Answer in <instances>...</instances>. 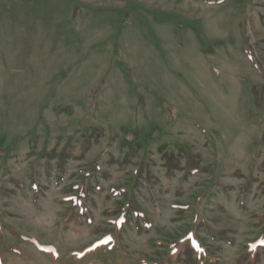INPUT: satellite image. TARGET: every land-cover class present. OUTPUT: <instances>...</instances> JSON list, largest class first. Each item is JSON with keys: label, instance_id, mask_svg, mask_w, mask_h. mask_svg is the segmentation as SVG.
<instances>
[{"label": "rangeland", "instance_id": "1", "mask_svg": "<svg viewBox=\"0 0 264 264\" xmlns=\"http://www.w3.org/2000/svg\"><path fill=\"white\" fill-rule=\"evenodd\" d=\"M262 230L264 0H0V264H264Z\"/></svg>", "mask_w": 264, "mask_h": 264}, {"label": "trees", "instance_id": "2", "mask_svg": "<svg viewBox=\"0 0 264 264\" xmlns=\"http://www.w3.org/2000/svg\"><path fill=\"white\" fill-rule=\"evenodd\" d=\"M186 168H187V172H188L189 174H191L192 171H193V172L196 171V170H194V169H191L189 166L186 167ZM196 169H197V168H196ZM197 170H198V169H197ZM263 238H264V230H262L261 233L258 235V237L255 238V240L253 241L254 244H256V245H255V247H253L251 250H255L256 246L260 243L261 239H263ZM185 253H187V260H186V261L191 262L192 264H196V259H195V257H194V253L192 252V250L187 248V249L185 250ZM257 256H258V254H257V255H254V257H256V259L253 260V259H250V254H249V252H246V255H245V257L249 260V264H252L253 261H256V260H257ZM252 260H253V261H252Z\"/></svg>", "mask_w": 264, "mask_h": 264}]
</instances>
